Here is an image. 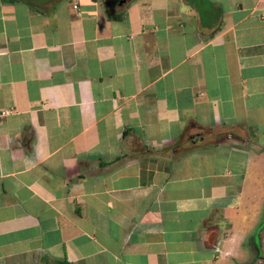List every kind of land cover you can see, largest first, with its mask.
I'll use <instances>...</instances> for the list:
<instances>
[{
	"label": "crops",
	"instance_id": "obj_1",
	"mask_svg": "<svg viewBox=\"0 0 264 264\" xmlns=\"http://www.w3.org/2000/svg\"><path fill=\"white\" fill-rule=\"evenodd\" d=\"M121 2L0 0V264H238L261 221L264 0Z\"/></svg>",
	"mask_w": 264,
	"mask_h": 264
},
{
	"label": "flooded vegetation",
	"instance_id": "obj_2",
	"mask_svg": "<svg viewBox=\"0 0 264 264\" xmlns=\"http://www.w3.org/2000/svg\"><path fill=\"white\" fill-rule=\"evenodd\" d=\"M251 244L255 249V258L246 264H264V224L257 234L252 236Z\"/></svg>",
	"mask_w": 264,
	"mask_h": 264
},
{
	"label": "rangeland",
	"instance_id": "obj_3",
	"mask_svg": "<svg viewBox=\"0 0 264 264\" xmlns=\"http://www.w3.org/2000/svg\"><path fill=\"white\" fill-rule=\"evenodd\" d=\"M260 218H261L260 219L261 221H260L259 225L264 221V204H263L262 213L260 215ZM257 227H256V229L253 232V235L254 236H255ZM250 239H251V236H249L245 240V242H244V244L242 246V248L244 250L242 251V256L241 257H238V264H246L247 262H249V261H251V260H253L255 258V249L252 246Z\"/></svg>",
	"mask_w": 264,
	"mask_h": 264
},
{
	"label": "trees",
	"instance_id": "obj_4",
	"mask_svg": "<svg viewBox=\"0 0 264 264\" xmlns=\"http://www.w3.org/2000/svg\"><path fill=\"white\" fill-rule=\"evenodd\" d=\"M130 0H127V1H124L122 2L120 5L121 7L123 8L125 4H127ZM113 18L115 19H120L121 18V13L120 14H117V15H112Z\"/></svg>",
	"mask_w": 264,
	"mask_h": 264
},
{
	"label": "water",
	"instance_id": "obj_5",
	"mask_svg": "<svg viewBox=\"0 0 264 264\" xmlns=\"http://www.w3.org/2000/svg\"><path fill=\"white\" fill-rule=\"evenodd\" d=\"M124 1H127V0H122V2H124ZM121 2V3H122ZM264 224V221L257 227V230H256V234H257V232L259 231V229L261 228V226Z\"/></svg>",
	"mask_w": 264,
	"mask_h": 264
},
{
	"label": "built area",
	"instance_id": "obj_6",
	"mask_svg": "<svg viewBox=\"0 0 264 264\" xmlns=\"http://www.w3.org/2000/svg\"><path fill=\"white\" fill-rule=\"evenodd\" d=\"M6 113H7L6 111H0V121H1L2 117H3Z\"/></svg>",
	"mask_w": 264,
	"mask_h": 264
}]
</instances>
